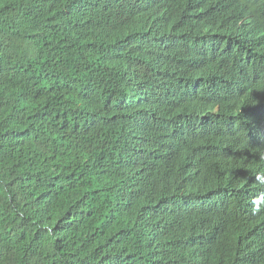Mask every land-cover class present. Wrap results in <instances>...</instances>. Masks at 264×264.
<instances>
[{
	"label": "trees",
	"instance_id": "trees-1",
	"mask_svg": "<svg viewBox=\"0 0 264 264\" xmlns=\"http://www.w3.org/2000/svg\"><path fill=\"white\" fill-rule=\"evenodd\" d=\"M0 264H264V0H0Z\"/></svg>",
	"mask_w": 264,
	"mask_h": 264
},
{
	"label": "clouds",
	"instance_id": "clouds-1",
	"mask_svg": "<svg viewBox=\"0 0 264 264\" xmlns=\"http://www.w3.org/2000/svg\"><path fill=\"white\" fill-rule=\"evenodd\" d=\"M258 158L263 163L262 157L260 156L259 152H258ZM259 177L262 178L261 176H259Z\"/></svg>",
	"mask_w": 264,
	"mask_h": 264
}]
</instances>
